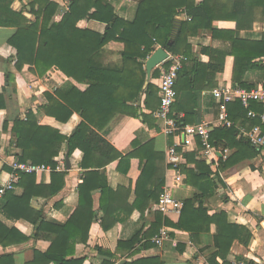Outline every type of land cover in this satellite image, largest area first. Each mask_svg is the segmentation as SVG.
Wrapping results in <instances>:
<instances>
[{"label":"trees","instance_id":"obj_1","mask_svg":"<svg viewBox=\"0 0 264 264\" xmlns=\"http://www.w3.org/2000/svg\"><path fill=\"white\" fill-rule=\"evenodd\" d=\"M15 1L0 0V27L17 29L8 40V44L16 49L17 69L29 64L31 71L42 77L56 67L77 83L87 85L84 91L73 86L69 90L58 89L54 93H46L48 104L42 109L47 115L62 123L69 121L74 113L82 118L71 136L61 134L56 128L40 125L33 112L28 113L26 120L19 116L13 120L10 143L23 150L20 161L46 164L55 169V158L66 143L67 154L71 156L80 149L83 153L81 165L90 169L79 184V205L65 225L50 224L40 217L32 218L36 226L33 238L49 240L51 245L46 251L35 250L33 259L26 264H83L85 258L76 256V246L88 242L91 226L99 219L101 212V226L108 231L130 217L135 210L144 214L151 204L158 201L163 191L165 177L156 180L159 166L155 162L163 155L155 151L152 140L145 144L134 142L135 150L123 155L102 135V131L119 114L142 118L152 126V115L145 112L139 114V108L133 105L142 93L146 95L147 109H153L154 101L158 102V107L160 105L158 87L149 82L144 88L147 59L158 46L188 57V62L179 72L172 115L181 127L203 122L202 94L217 87L216 76L225 71L228 58L232 59V81L241 88L251 90L255 87L244 81L248 72L264 73V34L259 40L236 36L237 31L251 30L255 23L264 20V0H202L198 4L196 0H139L138 11L132 22L119 17L107 0H71L63 14H59L60 6L55 1L32 0L29 4H22L19 10H14L12 5ZM183 12L190 20L177 24V16ZM92 19L106 23L104 33L87 28ZM215 21H234L236 29H216L213 27ZM201 31L211 33L214 39H223L229 43L228 47L219 49L204 46L200 52H193L189 38ZM111 41L125 45L124 50L118 53V58L106 48ZM200 53L208 55L210 61L202 62ZM159 75L158 68H155L152 78ZM5 91L6 88L0 93V110L7 109ZM252 107L259 109L258 105ZM229 112L234 123L248 119L252 120L251 126L259 123L247 116L246 109L239 101L234 110L229 109ZM8 126L6 121L4 128L8 129ZM218 134L225 138L231 135L234 139L237 136L234 126L217 127L212 133L213 146L218 145L214 141ZM235 145L239 147L238 151H245L249 157H255L260 152L245 138L227 144L231 147ZM185 156L187 165L182 167V171L187 172L190 178L205 181L201 186L202 193L184 202L176 224H170L162 213H157L148 230H139L129 239L120 240L117 252L97 246L104 257L102 264H166L159 256L136 258L141 249L155 245L152 238L166 224L188 232L196 244L200 243L202 234L209 233L211 226L216 225L210 264H219L218 258L224 264H231L227 257L234 242L238 240L244 245L249 244L252 237L250 230L229 223L225 210L213 215L208 213L206 202L216 189L212 169L206 160H196L197 153H185ZM133 157H139L141 162L146 163L134 188L136 199L131 204L128 201L131 188L112 189L100 171L117 160L118 169L122 171L121 164H130ZM188 163H193L195 167L189 168ZM228 165L226 163L225 167ZM65 179V172L52 171V184H58V188L51 195L63 188ZM20 181H34L33 174H21ZM97 190L101 192L99 210L94 209L93 193ZM2 235L10 243L29 240L27 237H18L12 231ZM122 252L127 253L124 263L117 255ZM0 264H14L13 254L0 257Z\"/></svg>","mask_w":264,"mask_h":264},{"label":"crops","instance_id":"obj_2","mask_svg":"<svg viewBox=\"0 0 264 264\" xmlns=\"http://www.w3.org/2000/svg\"><path fill=\"white\" fill-rule=\"evenodd\" d=\"M51 1L59 4V14H61L62 9L68 7L71 0ZM107 1L114 7L118 16L125 21L132 22L135 19L139 0ZM201 1L196 0V3ZM30 2L32 0H16L12 7L14 10H19L22 4L26 5ZM186 16L187 14L184 12L177 16V24L186 20ZM213 27L224 31H234L236 23L234 21H215ZM87 28L104 33L106 23L92 19L88 22ZM16 31L15 27H0V93L6 88L4 95L7 102V109L0 110V159L4 163L0 172V180H6L9 177L13 170V162L20 161L23 156V150L12 146L10 143L14 118L19 116L26 120L28 113L33 112L40 125L56 128L60 130L61 134L67 137L71 136L81 123L82 118L74 113L69 121L62 123L47 115L42 109L48 104L46 93H54L58 89L69 90L73 86L82 91L87 88V85L77 83L56 67L51 68L42 77L33 73L29 64L17 69L15 65L16 49L8 44V40ZM263 34L264 20L255 23L251 30L236 32L237 37L248 40H259ZM188 42L193 52H200L204 46L225 49L229 45L223 39H214L211 33L202 31L190 37ZM124 47V43L119 41H111L106 45V48L114 53L115 58H118V53L123 51ZM200 60L207 63L210 58L208 55L200 53ZM231 61L232 59L228 58L225 71L217 74V87L237 86L232 81ZM158 78L147 79L144 88L149 82L158 87ZM244 81L248 85L255 86L253 88L264 85V73L250 71L245 75ZM212 90H206L202 94V121H214L218 114L217 102L211 92ZM145 98L146 95L142 93L141 98L133 102V105L139 108V114L145 112L152 115L150 119L152 126L145 123L142 118L119 114L102 131V135L123 155L135 150L134 142L145 144L152 140L155 151L163 155L155 160L156 165L159 166L156 180L165 177L166 182V176L169 172L167 149L172 144L179 143L183 136L181 133L168 136L165 133L163 122L155 115L159 108L158 102H152L153 109H147ZM237 102L229 105L230 111L234 110ZM253 105L257 104L252 103ZM6 121L9 123L8 129L4 128ZM251 122L252 120L248 119L244 122L240 120L235 123L236 139L231 135L225 138L218 134L214 140L218 144L217 146L214 145L217 149L216 158L206 157L203 148H200L199 140L196 138H191L187 146L179 147L180 150L184 151V156L185 153H197L196 160H206L212 169L216 189L206 202L208 213L213 215L225 210L228 214L229 223L246 227L252 234L248 245H244L238 240L234 242L227 257V261L230 263L237 258H249L253 264L264 262V149L257 156L249 157L245 155V151H238V146H227L229 142L233 144L240 138H245L240 127L249 129ZM67 151L68 146L64 143L59 155L55 158L57 162L64 161L66 166V171H63L66 173L65 185L58 193L51 195L52 191L58 188V184H52L51 171L33 174L34 181L21 182L20 175L15 183V188L7 192L0 207V257L13 254L14 264H26L33 259L35 250L46 251L51 245L49 240L33 238L36 226L32 222V218L40 217L50 224L63 226L77 209L80 200L79 184L82 182L84 174L90 169L82 167L83 153L80 149L75 150L71 156L67 154ZM241 156L244 157L241 158ZM145 163L146 161L141 162L139 157H133L130 164L127 162L121 164L122 171H119V160H117L101 169L100 172L107 178L108 185L112 189L116 190L118 187L131 188L128 201L132 204L136 199L134 188ZM226 163H229L227 167H225ZM184 165H187V158L182 167ZM188 167L194 168L195 165L188 163ZM182 178V184L172 186L171 192L175 198L184 203L196 194L202 193L201 186L205 184V181L194 177L190 178L189 174L183 171ZM100 197L101 192L99 190L93 193L95 210L100 208ZM153 204L144 214L135 210L130 217H126L123 222L117 223L108 231H105L101 226L100 219L103 216L101 212L98 216L99 219L91 226L88 242L77 244L76 256L85 258L83 264H102L104 257L98 251L97 246L115 253L120 240L129 239L139 230H148L154 222L156 214L160 213L152 210ZM180 215L171 214L164 217L170 224H176ZM163 227L168 230V237L163 243L158 245L153 241L156 234L152 238V243L155 245L141 249L136 258L159 256L166 264H210L211 249L215 246L216 225L211 226L209 233L202 234L198 244L192 242L191 235L186 231L179 230L169 224L163 225ZM7 231L14 232L18 237H27L29 240L10 243L8 239L1 237ZM117 255L121 262L127 258L126 252L117 253ZM218 263L224 264L220 258H218Z\"/></svg>","mask_w":264,"mask_h":264},{"label":"built area","instance_id":"obj_3","mask_svg":"<svg viewBox=\"0 0 264 264\" xmlns=\"http://www.w3.org/2000/svg\"><path fill=\"white\" fill-rule=\"evenodd\" d=\"M67 9L68 7L62 9L61 14L66 12ZM186 17V19L190 20L189 16ZM188 60V57L183 54L169 52V57L156 67L160 72L158 78L160 105L155 115L163 122L165 133L168 136L175 135L176 133H181L183 136L179 143L172 144L167 149L166 156L169 172L158 201L152 205L153 211L160 212L166 217L171 214H181L184 206V203L175 198L171 192L172 186L181 185L183 181L181 168L186 162V158L184 151L180 150L179 147L187 146L191 138H196L201 143L206 157L216 158L217 149L211 143L212 133L217 127L231 128L235 126L229 112V105L231 103L239 101L246 109L247 116L250 119L259 121L258 124L251 126L249 129L240 127V131L251 146L257 148L260 152L264 149V85L251 90L239 86L216 87L211 91L217 102L218 114L216 119L211 122L203 121L199 124H189L184 127L179 126L178 120L172 115V108L177 98L176 84L179 72ZM252 103H256L259 109H254ZM12 167L13 170L10 172L9 177L6 180H0V207L7 192L15 188V183L21 174H40L52 172L53 170L58 172L66 171L64 161H58L55 169L50 165L35 164L31 161H14ZM167 237L168 230L163 227L153 238V241L161 245ZM231 264H253V262L249 258H237L231 261ZM261 264H264V262Z\"/></svg>","mask_w":264,"mask_h":264},{"label":"water","instance_id":"obj_4","mask_svg":"<svg viewBox=\"0 0 264 264\" xmlns=\"http://www.w3.org/2000/svg\"><path fill=\"white\" fill-rule=\"evenodd\" d=\"M169 57V52L163 47H159L156 49L152 55L146 61V71H147V79L150 80L152 78V71L158 67L162 62H164ZM69 165V159H68ZM4 166L3 161L0 159V172ZM125 261H122L124 263Z\"/></svg>","mask_w":264,"mask_h":264}]
</instances>
